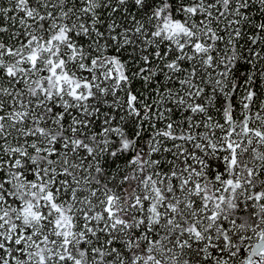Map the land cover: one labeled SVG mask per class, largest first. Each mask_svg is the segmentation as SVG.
Here are the masks:
<instances>
[{"label":"snow or ice","instance_id":"6c2138e0","mask_svg":"<svg viewBox=\"0 0 264 264\" xmlns=\"http://www.w3.org/2000/svg\"><path fill=\"white\" fill-rule=\"evenodd\" d=\"M0 264H264V0H0Z\"/></svg>","mask_w":264,"mask_h":264}]
</instances>
